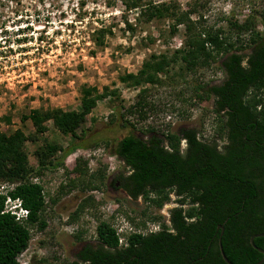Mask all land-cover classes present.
<instances>
[{
  "label": "trees",
  "instance_id": "obj_1",
  "mask_svg": "<svg viewBox=\"0 0 264 264\" xmlns=\"http://www.w3.org/2000/svg\"><path fill=\"white\" fill-rule=\"evenodd\" d=\"M124 6L137 9L145 21L169 19L171 33L179 25L183 30L181 45L170 55L151 53L136 72L118 76L129 86L140 87L138 99L124 108L125 113H134L139 120L146 117L152 104L146 101L144 84L160 83L158 75L168 72L172 64H178L179 72L187 73L216 62L221 78L215 83L194 84L190 93L199 103L211 100L209 111L216 120L215 133L205 137L194 127L163 132L147 126L135 135L133 123L121 120V125L130 129L109 149L127 173L119 174L109 185L114 186L117 180L130 199L140 196L145 202L136 216L128 217L134 227L144 229L147 220L157 222L158 229L145 233L134 230L120 243L116 229L100 220L94 227L93 241L83 242L73 259L61 264H225L218 237L228 261L256 263L262 254L251 247L248 239L264 232V12L253 10L240 23L228 18L224 29L201 26L200 15L191 19L195 12L192 6L180 11L170 2L150 0H125ZM257 23L262 25L260 31ZM106 34H111L109 27L95 28L93 43L102 46ZM105 89L98 92L95 86H82L77 110L34 108L21 114L19 121L29 120L33 126L32 135L19 128L0 131V181L11 185L0 191V264H19L18 255L30 239L29 228L42 230L46 225L42 218L45 192L32 176L60 166L70 152L81 146L72 140L61 148L44 139L33 151L35 166H30L24 143L34 141V134H43L48 120L59 133L80 139L76 130L84 134L81 125L85 115L98 100L116 96L114 90ZM2 121L10 120L6 116ZM57 153L58 158H54ZM71 172L75 179L59 185L58 196L72 188L93 190L98 185L90 180L102 184L105 178L99 167L86 176V161L81 159L75 161ZM170 193L176 205L167 210V223L159 214L146 213L149 207L159 209L171 201ZM6 198L20 202L26 210L24 219H16L5 210ZM87 200H91L90 195L68 215L70 220L84 211ZM217 225L222 226L221 234ZM253 244L264 249V237H254Z\"/></svg>",
  "mask_w": 264,
  "mask_h": 264
},
{
  "label": "rangeland",
  "instance_id": "obj_2",
  "mask_svg": "<svg viewBox=\"0 0 264 264\" xmlns=\"http://www.w3.org/2000/svg\"><path fill=\"white\" fill-rule=\"evenodd\" d=\"M150 1L170 2L180 11L192 6L195 12L190 15L191 19L200 15L201 26L224 29L228 18L240 23L253 10L264 12V0ZM124 2L0 0V131L19 128L24 134L32 135L33 126L29 120L21 123V114L34 108L77 110L82 86H95L98 92L106 87L105 90L116 93L98 100L85 115L81 125L84 134L76 130L80 139L59 133L48 120L43 134H34V141L24 143L30 166H35L33 151L44 139L61 148L69 146L72 140L81 146L70 152L60 166L32 176L45 192L42 218L46 225L42 230L29 228L30 239L18 255L19 264H61L73 259L83 242L93 241L94 227L100 220L116 229L120 243L134 230L145 233L158 229L157 222L147 220H144V229L134 227L128 217L136 216L145 202L141 198L129 199L120 189L106 187L104 181L101 184L90 180L98 185L93 190L81 192L72 188L66 194L57 195L59 185L75 179L71 168L77 159L86 161V176L99 167L104 170L105 180L106 176L121 170L122 163L109 149L113 141L130 129L122 126L121 120L133 123V132L147 126L163 132L183 126L200 129L205 137L215 133L216 120L209 111L211 100L199 103L190 93L194 84L215 83L221 78L216 62L187 73L179 72L178 64H172L168 72L158 75L160 83L144 84L146 101L152 104L146 110V117L139 120L136 114L125 113L124 108L138 99L140 87H131L119 81L118 76L136 72L151 53L170 55L181 45L183 30L179 25L175 33L169 32V19L145 21L138 16L137 9H127ZM100 26L109 27L111 34H106L103 45L97 46L92 41V31ZM256 28L260 31L262 25L257 23ZM6 116L9 123L2 121ZM4 186L11 185L0 181V190ZM88 195L91 200L85 202L84 211L70 220L68 215ZM56 196L58 199L52 203ZM174 205L171 200L159 209L149 207L146 213L159 214L167 223V210ZM6 208L9 209L8 203Z\"/></svg>",
  "mask_w": 264,
  "mask_h": 264
},
{
  "label": "water",
  "instance_id": "obj_3",
  "mask_svg": "<svg viewBox=\"0 0 264 264\" xmlns=\"http://www.w3.org/2000/svg\"><path fill=\"white\" fill-rule=\"evenodd\" d=\"M216 227L220 230L219 234H221V232H222V226L221 225H217ZM254 237H264V232L253 234L248 239L249 244L251 245V247L254 248L255 250H257L259 253L262 254V257L256 263H254V264H261L264 261V249H261V248L255 246L253 244V238ZM217 241H218L219 253H220V256H221L222 260L225 262V264H233L230 261H228L227 258L225 257V255L223 254V251H222L221 246H220V237H218V240Z\"/></svg>",
  "mask_w": 264,
  "mask_h": 264
},
{
  "label": "flooded vegetation",
  "instance_id": "obj_4",
  "mask_svg": "<svg viewBox=\"0 0 264 264\" xmlns=\"http://www.w3.org/2000/svg\"><path fill=\"white\" fill-rule=\"evenodd\" d=\"M133 134H140V133H138V132H133ZM183 145H184V143H183V140H181V143H180V147H181V149L183 148ZM121 162V161H120ZM122 163V162H121ZM127 172H126V169L124 170V168L122 167L121 168V170L120 171H118V172H115L114 174H113V176H106V179L104 180V184H105V186L107 187V186H111V185H109V182H111L112 180H114L119 174H122V175H124V174H126ZM113 178V179H112ZM111 187H113V188H116V189H120L124 194H125V192L123 191V189L120 187V183L117 181V180H115V182H114V186H111ZM126 195V194H125ZM127 196V195H126ZM128 197V196H127ZM170 197H171V200L173 201V198H174V196H173V194L172 193H170ZM129 198V197H128ZM137 198H140V196H138ZM136 198V199H137ZM130 199V198H129ZM135 199V200H136ZM132 200V199H131ZM174 202V201H173ZM175 203V202H174ZM175 205H176V203H175ZM174 205V206H175ZM171 207H173V206H171ZM170 207V208H171ZM169 209V208H168ZM167 216H168V214H167ZM249 242V241H248Z\"/></svg>",
  "mask_w": 264,
  "mask_h": 264
},
{
  "label": "clouds",
  "instance_id": "obj_5",
  "mask_svg": "<svg viewBox=\"0 0 264 264\" xmlns=\"http://www.w3.org/2000/svg\"><path fill=\"white\" fill-rule=\"evenodd\" d=\"M7 203L9 206L8 211L14 214V216L20 219H24L26 217V210L21 206L17 199H9Z\"/></svg>",
  "mask_w": 264,
  "mask_h": 264
},
{
  "label": "built area",
  "instance_id": "obj_6",
  "mask_svg": "<svg viewBox=\"0 0 264 264\" xmlns=\"http://www.w3.org/2000/svg\"><path fill=\"white\" fill-rule=\"evenodd\" d=\"M8 200H9V198H6V200H5V210H8V209L6 208V203L8 202ZM15 217H16V216H15ZM16 219H20V218L16 217Z\"/></svg>",
  "mask_w": 264,
  "mask_h": 264
}]
</instances>
